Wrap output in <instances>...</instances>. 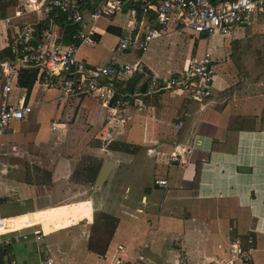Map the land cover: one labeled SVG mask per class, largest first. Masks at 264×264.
I'll return each mask as SVG.
<instances>
[{
	"label": "crops",
	"instance_id": "0c3cea01",
	"mask_svg": "<svg viewBox=\"0 0 264 264\" xmlns=\"http://www.w3.org/2000/svg\"><path fill=\"white\" fill-rule=\"evenodd\" d=\"M25 7L9 9L5 18ZM5 18L0 54L11 56ZM36 20L34 14L18 19ZM129 22L125 15L98 20V44L81 47L79 58L92 67L142 63L152 76L168 78L209 51L217 72L212 97L196 102L166 92L110 121L94 98L59 103L58 87L44 77L29 95L33 113L0 137V157L10 160L0 168V219H6L0 233L10 240L1 248L2 263L40 264L51 256L57 264L140 257L149 264H179L181 257L214 264L229 259L239 237L252 249L253 264H264V20L255 16L212 43L173 31L143 53H115ZM109 36L115 44L104 48ZM135 83L142 92L141 75L120 86ZM50 103L53 110H42ZM173 152L180 162L171 160ZM106 161L114 167L98 187ZM99 214L118 220L110 237ZM98 239H109L104 255L90 249Z\"/></svg>",
	"mask_w": 264,
	"mask_h": 264
},
{
	"label": "built area",
	"instance_id": "2783aa9c",
	"mask_svg": "<svg viewBox=\"0 0 264 264\" xmlns=\"http://www.w3.org/2000/svg\"><path fill=\"white\" fill-rule=\"evenodd\" d=\"M31 14L37 17L35 22L18 21ZM118 15L127 16L130 22L118 38L115 53H143L152 42L173 31H189L205 39L229 36L250 25L255 16L264 20V0H29L25 10L19 8L3 20L7 37L11 36L8 47L12 53L0 54V137L14 122H23L33 113L29 93L19 83L23 70H37L39 83L45 79L50 80V85L53 82L59 90V103L96 99L110 121L141 106L143 98L166 92H180L196 102L212 97L217 72L209 51L193 61L186 72L168 78L152 76L142 63L118 65L111 60L104 66L92 67L79 58L81 47L98 44L97 21L112 20ZM67 27L76 28L71 43L65 42ZM43 75L45 79L41 81ZM140 75L144 91L129 93L117 87ZM171 160L180 162L177 152L171 154ZM155 183L168 185L165 180ZM5 220L0 219V227ZM5 235L0 233V264H4L1 248L10 244ZM37 236L41 239L43 235ZM228 256L226 262L214 264H253L252 249L239 237L231 241ZM40 264L57 262L48 256ZM121 264L149 263L140 257L133 263ZM179 264H187L186 258L181 257Z\"/></svg>",
	"mask_w": 264,
	"mask_h": 264
},
{
	"label": "trees",
	"instance_id": "16d2710c",
	"mask_svg": "<svg viewBox=\"0 0 264 264\" xmlns=\"http://www.w3.org/2000/svg\"><path fill=\"white\" fill-rule=\"evenodd\" d=\"M215 1V0H213ZM18 7V2L17 1H5V0H0V18L3 19L6 17L7 11L9 9H14ZM76 28L73 27H67L66 31H65V42L67 43H71L72 42V38L73 35L75 33ZM1 56H3L1 54ZM44 77L45 75H43V78L41 81H44ZM40 79H39V72L37 70H23L20 72V79H19V83L20 86L24 89H26L29 93V95L31 94L32 90L34 89L35 85L37 83H39ZM120 85H123L121 83H119L117 85L118 88H122L126 91L131 92H136V85L137 83L133 84L131 87L126 86V88H124L123 86L121 87ZM130 85V83H129ZM145 88V87H144ZM144 88L142 87L141 89L144 91ZM88 172H90V169L87 170ZM96 176V175H95ZM103 222L105 224V232L106 234L110 237L117 225H118V220H116L113 217L107 216L105 214H99L98 215V222ZM109 243V239H98L97 241H93L92 244L90 245V249L97 252L98 254L104 255L106 253L107 250V246Z\"/></svg>",
	"mask_w": 264,
	"mask_h": 264
},
{
	"label": "rangeland",
	"instance_id": "374dc122",
	"mask_svg": "<svg viewBox=\"0 0 264 264\" xmlns=\"http://www.w3.org/2000/svg\"><path fill=\"white\" fill-rule=\"evenodd\" d=\"M5 1H17L18 2V5H21L22 7H24L25 5H27V3L29 2V0H5ZM105 39H103V41H102V43H101V45L105 48V47H107V46H110V44H115V39L113 38V37H108V39H106L107 37H104ZM184 38H186L187 40H189V36L187 35V34H183V36H182V39H184ZM213 40H216V39H214V38H212L210 41H211V43L212 42H214ZM218 41V40H217ZM82 53H84V52H86L84 49L81 51ZM100 57V56H99ZM51 108L52 110L54 109V105L52 104V103H50V104H48L47 106H43L42 107V110L44 109V108ZM40 109H36L35 110V112H34V117L36 118V117H38V114H39V111ZM46 116L48 117V114H46ZM50 122H51V120H50ZM55 135H58L59 134V132H55L54 133ZM3 138V137H2ZM1 138V139H2ZM1 152H2V150H1ZM10 162V160H8V159H4V158H2V157H0V163H1V166H0V168H2V166L4 165V163H9ZM14 172V171H13ZM72 187H73V185L71 186L70 185V190H69V193H68V195L69 194H71V189H72ZM66 191H68V190H66ZM76 191V190H75ZM50 199H51V197H48V198H45V200H44V202H47V201H50ZM43 202V203H44Z\"/></svg>",
	"mask_w": 264,
	"mask_h": 264
},
{
	"label": "water",
	"instance_id": "95a60500",
	"mask_svg": "<svg viewBox=\"0 0 264 264\" xmlns=\"http://www.w3.org/2000/svg\"><path fill=\"white\" fill-rule=\"evenodd\" d=\"M114 167V163L111 161H106L97 177L96 186L102 187L108 178L112 168Z\"/></svg>",
	"mask_w": 264,
	"mask_h": 264
}]
</instances>
